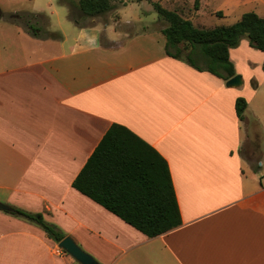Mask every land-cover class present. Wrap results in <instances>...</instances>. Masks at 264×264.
<instances>
[{
  "label": "crops",
  "instance_id": "1",
  "mask_svg": "<svg viewBox=\"0 0 264 264\" xmlns=\"http://www.w3.org/2000/svg\"><path fill=\"white\" fill-rule=\"evenodd\" d=\"M255 1L264 5L222 3ZM86 20L66 27L69 42L62 30L61 41L44 43L4 31L0 203L40 214L98 264H264V170L254 171L264 159V108L260 117L252 106L251 71L264 83V54L241 38L229 50L241 84L228 88L167 56L160 31L124 37L115 27L131 21ZM237 98L246 102L241 120ZM112 124L166 162L178 227L148 238L72 187ZM57 244L0 210V264H70Z\"/></svg>",
  "mask_w": 264,
  "mask_h": 264
},
{
  "label": "trees",
  "instance_id": "2",
  "mask_svg": "<svg viewBox=\"0 0 264 264\" xmlns=\"http://www.w3.org/2000/svg\"><path fill=\"white\" fill-rule=\"evenodd\" d=\"M76 1L65 3L72 13L73 9L80 13V16L75 14L77 17L73 23L76 25L80 24L79 19L98 17L115 9L114 0ZM145 1L151 3L158 17L166 23L160 30L165 39L166 55L198 72H207L222 81L234 77L236 73L229 60V50L243 37L247 38L251 48L264 54V18L253 12L243 14L230 26L203 28L183 19L177 11L167 10L157 2ZM199 3L200 0H194L193 11L199 9ZM40 17V14H12L9 22L33 38L60 41V35L41 31L37 21L32 22L33 18ZM262 70L264 72V63ZM245 109L244 99L237 98L235 113L239 120ZM257 170L255 167L254 171ZM72 187L148 238L162 235L181 224L166 162L124 126L112 124L109 127ZM9 214L38 225L55 243L66 237L40 214L14 207Z\"/></svg>",
  "mask_w": 264,
  "mask_h": 264
},
{
  "label": "rangeland",
  "instance_id": "3",
  "mask_svg": "<svg viewBox=\"0 0 264 264\" xmlns=\"http://www.w3.org/2000/svg\"><path fill=\"white\" fill-rule=\"evenodd\" d=\"M152 1L159 3L162 7L168 10H176L177 8L175 7L177 5L181 7L185 6V8L183 7V9L179 11V13L181 12V17L185 20H189L194 25L197 24L199 27L201 26L204 28L233 25L243 14L248 12H254L258 15H264V5L262 3H258L257 1L247 4H241L239 7H232L227 4H223L222 0H203L201 1L199 11L195 14L193 13L192 9L193 0H166V2H159V0ZM70 2L77 3L76 0H0V41L4 39V31L7 32L8 30H11L12 32H15L16 30L21 34H24L25 36L27 35V37L36 40L38 43L58 42L54 39L49 40L33 38L29 36L26 32H24L21 27L9 22L10 15L27 13L42 15V17L37 19L33 18L32 22L37 21V26L41 29V31L51 32L60 35L61 40L62 35L60 31L62 30L63 34L66 35L67 42H69L71 39V34L67 32L66 27L71 26L69 24L73 23V21L76 20V15L80 16V13L77 10L73 9V13L70 11V8L67 6V4H69ZM175 3L176 5L174 6ZM113 5L115 6V9L104 15L93 17L90 19L88 18L87 20L83 18L79 20H86L85 22L88 23H90L91 19H95L100 23H105L109 20L118 22V19H120L121 22L131 21L132 25L118 24L115 27V29L120 31V33L122 32L124 37L142 31H160L166 26L165 21L158 17L156 12L153 10L151 3H149L148 1L143 0L142 3H138L134 0H114ZM217 12L222 13L223 16L217 15ZM224 13H227V15H224ZM9 35L10 34H8V37L12 41H14ZM5 40H7V33L5 36ZM263 63L264 59L262 65ZM262 65L261 71L262 74H264L262 70ZM251 71L255 80L253 84L259 86V89L257 90V99L252 102V106L258 113V115L262 117L264 108V83L259 85L258 83L260 79L257 76L258 73L253 70ZM244 153L247 154L246 150H244ZM258 170H264V159L260 161V167ZM258 170L255 172H259ZM60 251L62 252V255H65L68 258L70 264H77L62 250Z\"/></svg>",
  "mask_w": 264,
  "mask_h": 264
},
{
  "label": "water",
  "instance_id": "4",
  "mask_svg": "<svg viewBox=\"0 0 264 264\" xmlns=\"http://www.w3.org/2000/svg\"><path fill=\"white\" fill-rule=\"evenodd\" d=\"M240 84L241 79L239 75H235L225 82V86L228 88H235L240 86ZM0 210L5 212L11 211L9 206L2 203H0ZM57 248L71 257L77 264H98L91 256L83 252L70 237H65L63 240H61L57 244Z\"/></svg>",
  "mask_w": 264,
  "mask_h": 264
},
{
  "label": "built area",
  "instance_id": "5",
  "mask_svg": "<svg viewBox=\"0 0 264 264\" xmlns=\"http://www.w3.org/2000/svg\"><path fill=\"white\" fill-rule=\"evenodd\" d=\"M58 250H60V249H58Z\"/></svg>",
  "mask_w": 264,
  "mask_h": 264
}]
</instances>
